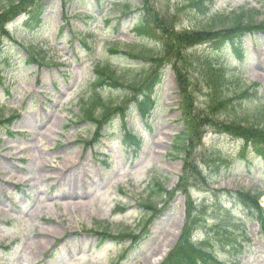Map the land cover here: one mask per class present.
<instances>
[{
	"label": "rangeland",
	"instance_id": "374dc122",
	"mask_svg": "<svg viewBox=\"0 0 264 264\" xmlns=\"http://www.w3.org/2000/svg\"><path fill=\"white\" fill-rule=\"evenodd\" d=\"M98 1L24 0L0 28L8 29L0 32V121L11 119L0 125V264H189L178 263L177 245L190 221L191 253L202 250L212 264H264V195L256 206L243 196L264 191V160L245 150L243 139L218 133L230 122L257 123L264 114V30L244 36L242 55L227 54L216 52L212 41L188 44L165 34L167 13L178 34L208 23L183 0H129L143 2L132 15L121 13L126 0ZM211 1L208 19L244 11L264 24V0ZM5 5L0 0V10ZM38 6L43 22L29 29L28 13ZM140 12L159 27L150 35L161 46L148 44L156 48L155 62L111 52L139 49L131 28ZM205 56L225 66L230 91L258 84L256 97L219 106L204 77ZM97 63L126 82L145 77L135 90L99 88L126 111L150 95L149 115L142 120L133 111L126 119L132 137L124 135L117 111L103 133L78 122V104L89 94ZM198 117L208 123L187 156L199 178H188L186 194L173 192L187 157L173 153L174 140ZM106 131L110 137L100 138ZM255 136L248 138L264 142V131ZM123 137L140 147L122 146ZM219 160L225 161L222 177L211 182ZM156 183L165 195L150 197Z\"/></svg>",
	"mask_w": 264,
	"mask_h": 264
},
{
	"label": "trees",
	"instance_id": "16d2710c",
	"mask_svg": "<svg viewBox=\"0 0 264 264\" xmlns=\"http://www.w3.org/2000/svg\"><path fill=\"white\" fill-rule=\"evenodd\" d=\"M98 1V0H97ZM24 0H6V5L1 8L0 10V21L1 27L7 23V20H11L14 11L11 10L13 5L16 3L22 4ZM183 2L187 5V8L191 13H194L195 16H200L201 18L206 17L205 25L201 26L200 28L192 29L191 31L186 34L185 32L176 33L174 31V19L175 17L171 14L167 13V16L164 17L161 21L163 24L167 25L166 22L171 25L169 27V32H165L166 35L171 34V36L175 37L176 40H180L183 42H188V44H195V43H204L206 41H212L211 46L215 48L216 52H230L233 50L234 52L239 51L242 55L241 51H243V42L242 37L244 34H252L259 30H264V24H255L252 21V17H247L244 11H233L226 16L222 15H214L208 19L207 15L212 7L211 0H183ZM39 7V6H38ZM133 7L140 10L143 7V2L141 4H133ZM3 9V10H2ZM39 8H34L30 13H28V20L26 22V26H32V29L39 27L41 23V12L38 11ZM130 10V4L126 3L122 6V14H127ZM11 18V19H10ZM4 20V21H3ZM150 26V28H149ZM168 26V25H167ZM152 27H154L152 29ZM133 34L137 37V44L140 46L139 49L134 51H125V52H117L116 49H112V54L115 55H123L126 59L136 62H144V63H151L155 62L159 59L156 53V48L148 47L149 43H153L156 45L161 46V39L154 38L153 35L150 33L155 30L159 31V27L155 28V22L152 20H148L144 16L140 15L137 16L134 26L132 28ZM219 30V31H215ZM1 34L7 35V32L0 30ZM162 37L166 38L162 35ZM163 38V39H164ZM136 43L134 42V45ZM166 52V50H165ZM167 54V52H166ZM165 55V54H164ZM166 56V55H165ZM204 77L206 78L207 85L209 90L213 93L216 103L219 106H224V108L231 104L232 102H240L245 99H250V97H256L258 88L260 87L258 84H251L248 87L242 88L237 86L235 90L230 91L229 83L232 81V78L229 76L228 71L225 69L224 65L220 64L219 61L213 62L211 58L205 56L204 62ZM93 81L89 83V94L87 97L82 98L78 104V122L79 123H88L92 124L94 127L97 128V132H99L104 125L110 122L111 113L117 111L121 118L124 120L126 115V109H122L120 104H116L110 100H105L101 94L99 93V88H111V89H118V88H126V90H135L141 84V81L145 79H135L130 81H125L124 78L117 74L116 70L112 68L110 65H100L99 63L95 64L93 67ZM156 77H161V71L158 72L155 77L147 84H152L155 81ZM227 94L229 97H227ZM149 100V96L147 94H143V96H139L135 101V109H137L140 114L143 116L148 112V108L146 106V101ZM188 102H190L188 100ZM190 109V108H187ZM197 115L198 113L195 112ZM260 120L257 123L251 122L248 123L245 120H240L239 122H230L231 127L223 128L220 130V134H228L229 136H235L237 139H243L245 144L252 143V147L254 151L263 157L264 159V142H259L256 140H252L248 138L250 135L255 136L256 132H260L261 130L264 131V114L260 113ZM187 122V130L183 131L178 137L175 138V147L173 148L174 153H181L187 156L188 151L194 153L192 150L191 141H197V147L200 144V129L207 125V121H205L202 117H198L197 119L190 118ZM245 123V124H243ZM1 125L10 124V120H5L0 122ZM247 127V128H246ZM256 137V136H255ZM192 139V140H191ZM258 139V138H257ZM139 146V144H135ZM190 153V154H191ZM191 160H193L190 157ZM184 162V171L186 175L187 169H189V173L187 172V176L183 174L179 180V184L174 189L173 192L182 189V193L186 194V181L188 178L195 175L199 178L197 171L195 169L194 163L189 160V156L185 157ZM247 159L244 158V161ZM225 161L219 160V162L215 163L212 167V171L214 172L213 179L211 182H215L216 178L222 177L220 174L221 166L224 164ZM192 166V167H191ZM194 176V177H195ZM206 180V178H204ZM208 183V182H207ZM166 190L161 186V184L156 183V190L151 191L150 196L153 197L154 195H165ZM173 194V193H172ZM246 199H249L255 206L257 205L258 200L263 196V192L259 193H244L243 195ZM187 211H186V219L190 221L192 219V207L191 203H186ZM261 226L264 232V217L261 219ZM193 222L190 221L188 225L182 231L181 239L179 245L177 247H181V253L178 255L179 259L177 260L178 263L181 262H191L189 264H212L209 257L203 253L202 250L198 252V254L191 253L193 245L190 243ZM173 253V252H172ZM171 253V254H172ZM199 255V256H197Z\"/></svg>",
	"mask_w": 264,
	"mask_h": 264
}]
</instances>
